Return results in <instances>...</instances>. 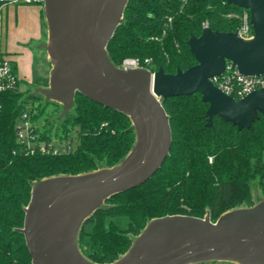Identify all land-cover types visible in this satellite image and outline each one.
Instances as JSON below:
<instances>
[{
    "label": "water",
    "instance_id": "1",
    "mask_svg": "<svg viewBox=\"0 0 264 264\" xmlns=\"http://www.w3.org/2000/svg\"><path fill=\"white\" fill-rule=\"evenodd\" d=\"M130 0H45L47 40L42 48L51 65L48 86L30 95L62 106L60 118L75 106L77 94L128 116L136 140L113 167L35 182L25 209L24 235L33 264H97L78 245L80 230L106 201L148 181L170 155V118L162 101L201 94L209 103L208 126L215 116L250 128L264 115V88L235 99L211 79L227 62L243 75L264 74V0H224L251 14L254 38L237 32L203 29L188 41L197 64L175 74L163 67L125 70L115 65L107 46L123 23ZM264 264V197L250 207L231 209L215 222L173 215L151 220L129 250L109 264Z\"/></svg>",
    "mask_w": 264,
    "mask_h": 264
},
{
    "label": "trees",
    "instance_id": "2",
    "mask_svg": "<svg viewBox=\"0 0 264 264\" xmlns=\"http://www.w3.org/2000/svg\"><path fill=\"white\" fill-rule=\"evenodd\" d=\"M5 2L0 1V10ZM243 8L224 0H130L123 23L107 50L119 66L126 58H151L152 69L175 74L197 64L188 41L200 37L204 22L219 32H235L228 14ZM172 23L167 27L168 19ZM164 31H166L164 33ZM170 118V155L144 184L108 199L83 224L78 238L91 262L109 264L124 255L155 218L187 215L215 222L235 206H252L251 183L264 193V115L250 128L215 116L208 126L210 104L197 93L162 101ZM62 106L25 92L0 95V264H33L23 228L32 186L40 180L79 175L113 167L131 151L136 135L128 116L77 94L71 112L59 119ZM27 113L41 140L63 148L66 155H25L16 124ZM79 142L73 146L74 133Z\"/></svg>",
    "mask_w": 264,
    "mask_h": 264
},
{
    "label": "built area",
    "instance_id": "3",
    "mask_svg": "<svg viewBox=\"0 0 264 264\" xmlns=\"http://www.w3.org/2000/svg\"><path fill=\"white\" fill-rule=\"evenodd\" d=\"M186 2V0H184ZM5 3L11 4H38L43 5L45 0H7ZM239 21L238 28L235 32L245 39L254 38V29L251 24V14L247 9H242V14H228ZM172 18L168 19L167 27L172 23ZM209 23L203 24V29L208 28ZM153 61L151 58H126L119 65L125 70L146 68L152 73ZM211 82L225 94L235 99H242L248 94L264 88V74L259 76H250L241 74L231 62H227L225 72L211 79ZM21 79L14 62L9 56L0 53V95L7 93H16L20 91ZM17 140L22 152L25 155H34L36 153L44 155H66L71 147L59 148L53 143H46L41 140L40 135L35 130L27 113H23L16 124Z\"/></svg>",
    "mask_w": 264,
    "mask_h": 264
},
{
    "label": "rangeland",
    "instance_id": "4",
    "mask_svg": "<svg viewBox=\"0 0 264 264\" xmlns=\"http://www.w3.org/2000/svg\"><path fill=\"white\" fill-rule=\"evenodd\" d=\"M0 1L5 2L7 0H0ZM238 13L242 14V10L239 11ZM231 14L233 13L231 12ZM227 19H236V18L234 17V15H232ZM237 23L239 25V21H237ZM37 31L39 32V35L38 37L35 38L36 35L35 33H37ZM165 32L166 31H164V33ZM46 40H47V24L45 21L43 5L5 3L1 7L0 43L2 48L4 49L3 54L12 58L16 63H19L18 53L24 52L22 53V56L20 58V62L22 64L21 71L23 75L19 71V76L21 79L20 90L21 92H25V94L30 95L34 92L36 88L48 86L51 65L48 59V55L46 54L45 50L42 48ZM78 142H79V135L77 134V132H75L73 146L76 147ZM251 193H252V198L254 200V204L256 203L257 199L264 197V193L260 188L258 179L254 180L251 183ZM240 207H250V206H245V204H240L235 206L233 209ZM137 236H135L134 239ZM206 264H231V263L217 262V263H206Z\"/></svg>",
    "mask_w": 264,
    "mask_h": 264
},
{
    "label": "crops",
    "instance_id": "5",
    "mask_svg": "<svg viewBox=\"0 0 264 264\" xmlns=\"http://www.w3.org/2000/svg\"><path fill=\"white\" fill-rule=\"evenodd\" d=\"M35 34H36V35H35V38H36V37H38L39 32L37 31V33H35ZM27 42H28V41H27ZM3 50H4V49L2 48L1 43H0V53L3 54V53H4ZM22 53H24V52H22ZM22 53H20V52L18 53V56H19V63H16V62L11 58L12 61L14 62V64H15V66L17 67L18 73H19V71H20L21 74H22V71H21V68H22L21 65H22V64H21V62H20V58H21V56H22ZM7 54H8V53H7ZM22 75H23V74H22Z\"/></svg>",
    "mask_w": 264,
    "mask_h": 264
}]
</instances>
